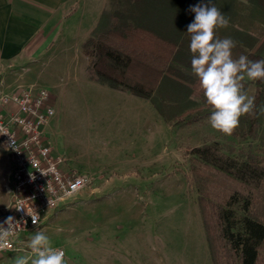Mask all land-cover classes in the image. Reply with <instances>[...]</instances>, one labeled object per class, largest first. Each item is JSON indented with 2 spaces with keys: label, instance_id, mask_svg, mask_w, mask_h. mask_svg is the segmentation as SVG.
<instances>
[{
  "label": "rangeland",
  "instance_id": "rangeland-1",
  "mask_svg": "<svg viewBox=\"0 0 264 264\" xmlns=\"http://www.w3.org/2000/svg\"><path fill=\"white\" fill-rule=\"evenodd\" d=\"M188 1L192 5L201 2ZM212 2L229 19L226 28L215 30V36L233 39L236 46L232 55L238 59L247 42L255 43L262 35L264 13L255 0ZM87 4L90 16L103 4L102 11L113 7L107 0H87ZM194 15L186 9L181 21L172 19L178 30L174 36L178 44L174 67L188 76L172 75L174 80H164L162 101L171 116L200 104L191 94L196 76L191 69L187 25ZM66 59L48 60L43 67L34 65L24 73L25 80L56 95L59 154L67 157L70 168L88 175L91 182L38 231L50 238L53 248L64 250L65 259L83 264H93L95 258L107 260L114 249L129 258L130 264H160L163 255L171 264H211L197 191L188 180L190 149L218 141L232 154L264 158V147L250 137L225 135L213 129L210 115L172 126L149 100L117 92L85 77L82 80L81 55L77 59L79 75L69 69L70 64L73 68L77 64ZM251 81L245 77L243 83L254 89ZM53 84H59L57 90ZM235 211L239 227L243 216L240 205ZM36 232L29 235L30 239Z\"/></svg>",
  "mask_w": 264,
  "mask_h": 264
},
{
  "label": "trees",
  "instance_id": "trees-1",
  "mask_svg": "<svg viewBox=\"0 0 264 264\" xmlns=\"http://www.w3.org/2000/svg\"><path fill=\"white\" fill-rule=\"evenodd\" d=\"M107 1L113 7L102 11L82 43L88 78L149 100L172 126L211 115L213 109L197 77L192 81L191 94L200 100L199 105L171 116L162 101L164 80L188 76L174 67L178 51L174 36L178 30L172 19L181 21L184 10L192 4L188 0ZM255 2L264 13V0ZM261 33L255 43L247 42L241 55L253 61L264 59V26ZM251 82L254 89L242 83L244 91L255 97L257 110L242 116L232 135L250 137L264 147V115L258 112L264 105V80ZM188 162V180L197 191L212 264H264V158L238 156L212 141L191 148ZM236 205L243 211L239 227Z\"/></svg>",
  "mask_w": 264,
  "mask_h": 264
},
{
  "label": "built area",
  "instance_id": "built-area-1",
  "mask_svg": "<svg viewBox=\"0 0 264 264\" xmlns=\"http://www.w3.org/2000/svg\"><path fill=\"white\" fill-rule=\"evenodd\" d=\"M54 113L52 95L46 88L29 86L0 95V146L12 162L6 187L11 203L0 214V225L8 229L6 221L13 218L11 234L2 242L0 254H33L28 248L29 235L91 182L88 175L70 168L67 157L55 152L47 140L45 127ZM32 216L37 218L35 225Z\"/></svg>",
  "mask_w": 264,
  "mask_h": 264
},
{
  "label": "crops",
  "instance_id": "crops-1",
  "mask_svg": "<svg viewBox=\"0 0 264 264\" xmlns=\"http://www.w3.org/2000/svg\"><path fill=\"white\" fill-rule=\"evenodd\" d=\"M78 1L76 4V0H0V95L29 86L46 88L36 87L34 83L27 84L24 73L30 71L34 65L45 66L48 60L53 63L58 57H66L68 62L70 59L69 63L73 60L72 63L75 62L77 66L73 68L70 64L69 69L72 68L78 73L77 59L81 55L83 57L82 80L85 77L90 82H95L86 75L87 59L82 52V43L96 26L104 4L98 12L90 16L87 10V0ZM59 84H53L55 90ZM109 88L117 92H129ZM51 95L55 105L56 95L52 92ZM57 121L53 115L45 131L47 140L54 151L60 153L61 133L56 130L59 128ZM11 169V159L0 146V214L7 212L11 203L10 194L6 189ZM207 250L210 257L208 244ZM24 256L29 255L24 252L0 254V264H15L17 257ZM122 256L114 249L109 252V259L95 258L93 264H130L131 260ZM30 261L31 259L29 263ZM65 264H83V262L67 258ZM160 264L171 263L163 255L160 258Z\"/></svg>",
  "mask_w": 264,
  "mask_h": 264
},
{
  "label": "clouds",
  "instance_id": "clouds-1",
  "mask_svg": "<svg viewBox=\"0 0 264 264\" xmlns=\"http://www.w3.org/2000/svg\"><path fill=\"white\" fill-rule=\"evenodd\" d=\"M188 11L195 14L193 21L187 25L191 69L199 80L208 105L213 109L209 117L210 125L225 135H232L239 126L240 118L257 110L255 97L244 91L242 82L245 77L248 80H264V59L253 61L246 55L233 58L232 49L236 42L231 38L219 39L215 36V30L226 28L229 19L212 0H201L191 5ZM258 112L264 115V105L259 106ZM12 221V217L7 219L8 229L0 225V249L4 246L2 242L11 234ZM32 222L34 225L37 223L35 216H32ZM28 248L35 258L17 257L15 264H29V259L31 264H65L64 252L53 248L50 238L41 231L31 237Z\"/></svg>",
  "mask_w": 264,
  "mask_h": 264
}]
</instances>
